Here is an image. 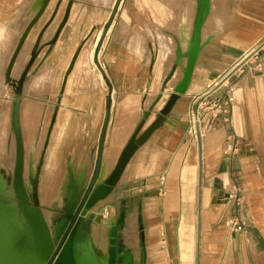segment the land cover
I'll return each instance as SVG.
<instances>
[{
	"label": "crops",
	"instance_id": "1",
	"mask_svg": "<svg viewBox=\"0 0 264 264\" xmlns=\"http://www.w3.org/2000/svg\"><path fill=\"white\" fill-rule=\"evenodd\" d=\"M112 1L50 0L12 68V81L25 74L20 124L35 203L50 226L99 162L97 183L109 178L145 113L140 134L174 96L187 64L199 0H157L160 26L129 13L145 7L131 0L119 32ZM40 6L0 0V79L8 86ZM257 46L264 57V0H210L186 93L83 218L77 264H264V70L247 55ZM229 87L234 102L225 111Z\"/></svg>",
	"mask_w": 264,
	"mask_h": 264
},
{
	"label": "water",
	"instance_id": "2",
	"mask_svg": "<svg viewBox=\"0 0 264 264\" xmlns=\"http://www.w3.org/2000/svg\"><path fill=\"white\" fill-rule=\"evenodd\" d=\"M49 2L50 0H41L38 14L28 26L17 46L6 73V79L9 83L13 82L11 78L12 68L28 32ZM209 7L210 0H199L193 35L187 48V64L184 68L182 80L176 86L175 94L168 102L167 106L157 116L154 122L140 134L146 120L151 114V112L145 113L144 120L125 146L109 178L102 184L97 183L100 174L99 162L97 172L91 184L86 190L79 192L75 198L69 202L65 210V215L53 219L54 222L52 226H50L46 220L42 209L35 203L34 189L31 194L26 184V154L20 124L22 87L25 74L21 76L16 86V93L14 95L11 110V130L15 136L16 142L12 181L14 196L8 193L5 181L0 177V264H52L61 248H63V256L65 259H72L75 255L78 229L83 218L92 208L114 190V186L119 180L122 171L126 164L129 163L138 147L141 146L150 134H152L166 119L165 115L170 111L176 99L180 95L186 93L192 80L194 66L201 51L202 27L209 13ZM81 49L82 46L79 48L76 56ZM29 171L31 182L34 184L37 176L34 174L33 165L29 167ZM13 200L16 202V205L13 203ZM14 217L17 218V222L22 228L21 231L14 230L17 223Z\"/></svg>",
	"mask_w": 264,
	"mask_h": 264
},
{
	"label": "rangeland",
	"instance_id": "3",
	"mask_svg": "<svg viewBox=\"0 0 264 264\" xmlns=\"http://www.w3.org/2000/svg\"><path fill=\"white\" fill-rule=\"evenodd\" d=\"M130 1L131 0L112 1L114 2L113 6L115 7L114 9L115 12L114 10L112 11L111 17H115L117 19L116 21L117 32L120 31L121 29L120 27L123 26L124 24V16L126 12L125 6L126 4L130 5ZM137 1L142 2L143 6L145 7L141 8L138 7L137 4H135L137 7L136 9L133 8L132 10L129 9L127 11L129 13L133 11L136 14V16H139L141 14L148 20L149 23L153 22L158 26H160V9L157 7L158 5L157 0H137ZM108 11L111 12V10H107V12ZM108 22L106 23V25L104 24L101 27L100 32L102 34H104L109 28ZM88 40L87 39L85 40V42L82 45V49L88 48V43H89ZM134 43L138 44L139 42H134ZM100 44H101V49L103 50L104 47L103 45L105 44L103 39L100 41ZM106 44H108V42ZM97 48H98V43H97ZM18 82L19 81H13L12 84L10 83V85L8 86L4 77L1 76L0 79V177H2V179L5 181L7 191L11 196H14L12 181L14 174L15 154H16L15 136L11 130V110H12V103L14 101V95L16 93V86ZM30 153H31L30 150H28L27 151L28 157L31 155ZM34 157L36 159L37 154H34ZM10 161L12 163H10ZM29 162H30V158H28L27 160L28 165L26 168V184L28 185L29 191L33 193V184L31 182L30 173H29L30 172L29 167L32 165H30ZM31 186L32 188H29ZM13 203L16 205V202L14 200Z\"/></svg>",
	"mask_w": 264,
	"mask_h": 264
},
{
	"label": "built area",
	"instance_id": "4",
	"mask_svg": "<svg viewBox=\"0 0 264 264\" xmlns=\"http://www.w3.org/2000/svg\"><path fill=\"white\" fill-rule=\"evenodd\" d=\"M262 48V46H257L254 49H252L247 55L250 57H256V65L261 69L264 70V57L263 56H259V50ZM247 57V56H246ZM233 87H229V91H228V96H227V101L224 105V110H228V106L234 102V96L232 95L233 92ZM197 124H199V117L197 115L196 112H192V120H191V126L189 129V132L193 135V136H198V130H197ZM236 153V147L232 148L231 151L229 152V154H235ZM237 194H240V188L237 187L235 193H234V197L236 199H239V196H237ZM230 197H233L230 196ZM234 198V199H235ZM235 199V200H236ZM238 202V201H237ZM234 226L236 227L237 230H241L242 226L241 224L237 221L234 222Z\"/></svg>",
	"mask_w": 264,
	"mask_h": 264
},
{
	"label": "flooded vegetation",
	"instance_id": "5",
	"mask_svg": "<svg viewBox=\"0 0 264 264\" xmlns=\"http://www.w3.org/2000/svg\"><path fill=\"white\" fill-rule=\"evenodd\" d=\"M52 264H77L75 255L72 257L71 260H66L63 256V248L58 252L56 258L54 259Z\"/></svg>",
	"mask_w": 264,
	"mask_h": 264
},
{
	"label": "bare ground",
	"instance_id": "6",
	"mask_svg": "<svg viewBox=\"0 0 264 264\" xmlns=\"http://www.w3.org/2000/svg\"><path fill=\"white\" fill-rule=\"evenodd\" d=\"M169 15H170V14H169ZM169 15H168V16H169ZM170 19H171V18H170ZM189 43H190V42H189ZM184 46H185V47H186V49H187V48H188V46H189V44H188L187 46H186V44H184ZM24 60H25V59H24ZM53 222H54V221H53V218H50V223H51L52 225H53Z\"/></svg>",
	"mask_w": 264,
	"mask_h": 264
}]
</instances>
